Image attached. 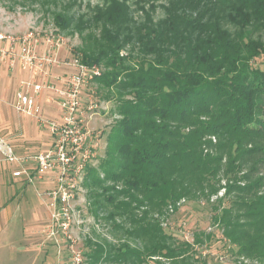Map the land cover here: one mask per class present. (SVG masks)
I'll return each mask as SVG.
<instances>
[{
  "label": "trees",
  "instance_id": "trees-1",
  "mask_svg": "<svg viewBox=\"0 0 264 264\" xmlns=\"http://www.w3.org/2000/svg\"><path fill=\"white\" fill-rule=\"evenodd\" d=\"M138 4L139 21L126 0H105L92 21L81 15L76 24L81 33L99 29L86 33L78 57L107 69L97 80L119 89L121 115L103 176L89 166L85 180L94 213H106L119 242L95 243L91 259L198 264L194 245L213 233L180 240L162 219L183 201L217 196L223 239L264 264V0ZM54 19L68 28L73 17Z\"/></svg>",
  "mask_w": 264,
  "mask_h": 264
},
{
  "label": "rangeland",
  "instance_id": "rangeland-1",
  "mask_svg": "<svg viewBox=\"0 0 264 264\" xmlns=\"http://www.w3.org/2000/svg\"><path fill=\"white\" fill-rule=\"evenodd\" d=\"M126 1L130 4L134 20L142 19L143 14L139 10L138 0ZM104 2L105 0H0V34L18 37L30 32L37 33L42 39L39 51L53 45L51 49L55 48L61 61L45 66L47 76L49 78L56 75L66 76L73 71L69 63L73 58L81 57L82 52L79 49L87 45V39L84 37L86 33L89 30L99 32L97 26H92L81 33L76 29L79 16L83 15L85 20L92 21L96 7ZM56 12H64L73 17L68 28L57 25L54 19ZM155 15L157 18L162 16V9L158 8ZM48 36L53 37V43L46 42ZM57 38L60 40L59 47L54 45ZM129 48L130 46L123 54H127ZM0 70L9 77L8 79L0 77V134L21 155L48 150L52 145L49 128L30 117L18 114L12 106L20 80L29 76L28 73L20 69L13 70L2 60ZM98 70L100 73L95 75L86 87L96 106L84 108L87 124L94 132V152L93 155L90 153L82 176L77 179L78 185L72 191L73 197L65 205L67 210H62L70 217V220H67L66 216L61 218V222L67 223L66 228L64 226L60 228L59 221L52 215L63 214L59 212V205L55 208L50 198L43 194L44 191L55 187V172L48 170L43 176L35 175L32 183L23 184L22 180L19 181L22 184H19L20 188L17 191L15 182L8 176L16 164L6 161L0 163V210L9 204L12 212V216L0 214V264H73L72 248L80 250L83 256L82 264H125L113 259H102L93 263L90 256L95 243H102L105 238L114 243L119 242L111 233L113 226L105 219L106 213L101 210L94 213L96 207L92 205L88 186L85 185L89 166L97 168L103 176L101 160L106 155L108 135L121 120V115L115 107L119 89L100 83L97 79L107 69L101 66ZM48 92L41 94L44 118L59 119L61 109L58 103L51 99L52 93ZM89 95H85L83 99L85 104ZM224 193L225 189H221L218 196L222 197ZM218 203L217 196H213L209 201L206 199L183 201L178 210L171 211L163 217V226L177 239L191 242L199 232L213 233L210 241L194 245L192 251L195 258L199 259L198 264H259L255 260L240 258L236 253L238 247L223 239L222 229L214 219L216 214L213 207ZM52 230L56 231L54 235L51 233ZM72 239L76 242L71 246ZM143 264L159 263L147 258Z\"/></svg>",
  "mask_w": 264,
  "mask_h": 264
},
{
  "label": "built area",
  "instance_id": "built-area-1",
  "mask_svg": "<svg viewBox=\"0 0 264 264\" xmlns=\"http://www.w3.org/2000/svg\"><path fill=\"white\" fill-rule=\"evenodd\" d=\"M52 38L48 36L45 40L53 43ZM57 39L54 45L59 47L60 40ZM41 44L42 39L34 32L18 37L0 34V60L7 62L13 70L20 69L28 73L29 76L20 80L12 106L18 114L46 125L52 135V145L46 151L21 155L0 134V163H15L17 168L13 170V175H24L29 183L34 181L35 175L43 176L48 170L55 172V187L43 194L50 198L55 208L59 205V212L63 214L52 215L59 221L60 228H66L67 223L61 222V218L66 216L70 220V217L62 210H67L65 205L73 197L72 191L78 185L77 179L82 176L90 153L93 155L94 152V132L87 124L84 108L96 106L86 87L100 73V67L87 65L76 57L69 63L73 71L66 76L56 75L49 78L45 66L61 61L55 48L51 49L53 45L40 52L38 47ZM43 92L52 93L51 99L58 103L61 109L59 119L44 118L41 102ZM85 95H89L86 104L83 100ZM55 232L52 230L51 233L54 235ZM68 237L71 238L70 235ZM72 240L71 246L76 242L75 239ZM72 252L73 264H82L80 250L72 248Z\"/></svg>",
  "mask_w": 264,
  "mask_h": 264
},
{
  "label": "crops",
  "instance_id": "crops-1",
  "mask_svg": "<svg viewBox=\"0 0 264 264\" xmlns=\"http://www.w3.org/2000/svg\"><path fill=\"white\" fill-rule=\"evenodd\" d=\"M0 77H4L5 79H8L9 77H8V75H7V73H5L4 71H1L0 70ZM13 77V76H12ZM15 148V147H14ZM16 150V149H15ZM10 168H11V166H10ZM10 168H8V171H9V169ZM17 168V166L15 167V169ZM10 172H11V175H10ZM9 178L10 179H13L12 181H14L15 183H14V185H16V188H17V191L19 190V188H20V185L19 184H24V183H27L28 181L25 179V176L24 175H22V176H14L13 175V172L12 171H9ZM23 181L22 183L21 182H19V181ZM6 209V210H5ZM0 214H8L7 216H12L11 214H12V212H11V208H10V206H9V204L8 205H5V207H3L1 210H0ZM12 218V217H11Z\"/></svg>",
  "mask_w": 264,
  "mask_h": 264
}]
</instances>
